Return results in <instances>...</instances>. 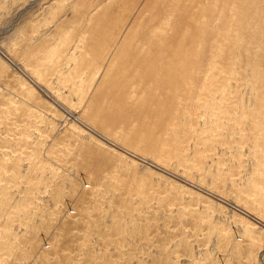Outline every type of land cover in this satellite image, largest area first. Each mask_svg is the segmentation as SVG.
Wrapping results in <instances>:
<instances>
[{"label":"rangeland","instance_id":"obj_1","mask_svg":"<svg viewBox=\"0 0 264 264\" xmlns=\"http://www.w3.org/2000/svg\"><path fill=\"white\" fill-rule=\"evenodd\" d=\"M0 264H264V0H0Z\"/></svg>","mask_w":264,"mask_h":264}]
</instances>
